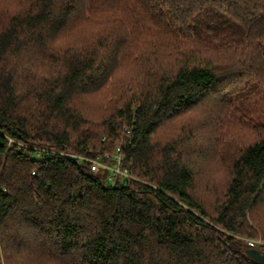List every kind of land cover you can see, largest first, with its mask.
<instances>
[{
	"label": "trees",
	"instance_id": "trees-1",
	"mask_svg": "<svg viewBox=\"0 0 264 264\" xmlns=\"http://www.w3.org/2000/svg\"><path fill=\"white\" fill-rule=\"evenodd\" d=\"M260 88L264 0H0V264H264Z\"/></svg>",
	"mask_w": 264,
	"mask_h": 264
},
{
	"label": "built area",
	"instance_id": "built-area-1",
	"mask_svg": "<svg viewBox=\"0 0 264 264\" xmlns=\"http://www.w3.org/2000/svg\"><path fill=\"white\" fill-rule=\"evenodd\" d=\"M121 137L116 141L114 150L106 151L104 153L98 154L93 157L80 156L67 151H54L45 148H38V155L45 157L42 152L50 151L57 152L62 156L73 157L75 159H84L89 162L90 168L93 172H103L106 176L103 177V181L119 180L126 184L130 183L136 178L132 168L131 162L127 163V159L124 153V148L127 143H129L132 138V130L128 126H124ZM35 173V171L33 172ZM248 244L251 247L257 248L261 253H264V239L262 238H248Z\"/></svg>",
	"mask_w": 264,
	"mask_h": 264
},
{
	"label": "rangeland",
	"instance_id": "rangeland-1",
	"mask_svg": "<svg viewBox=\"0 0 264 264\" xmlns=\"http://www.w3.org/2000/svg\"><path fill=\"white\" fill-rule=\"evenodd\" d=\"M236 102L241 108L251 110L253 117L259 120V122L264 121V116H263L264 115V91L261 88L250 90V91H245L244 93L239 94ZM216 172L217 171L215 170H208L205 172L204 176H207L208 178H210V183H212V187L220 190L222 189L224 185L225 179L223 177V174L216 173ZM136 179H138V177H136ZM200 181H201V178H200ZM201 183H206V182L205 180H203V182L201 181ZM203 191L205 190L201 189V192L204 194ZM40 261L38 262L36 261L33 264H40L42 263L43 260H40Z\"/></svg>",
	"mask_w": 264,
	"mask_h": 264
},
{
	"label": "water",
	"instance_id": "water-1",
	"mask_svg": "<svg viewBox=\"0 0 264 264\" xmlns=\"http://www.w3.org/2000/svg\"><path fill=\"white\" fill-rule=\"evenodd\" d=\"M246 253L252 259L264 263V253H261L259 249L251 247L246 249Z\"/></svg>",
	"mask_w": 264,
	"mask_h": 264
}]
</instances>
